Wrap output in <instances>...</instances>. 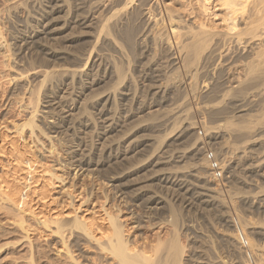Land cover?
<instances>
[{
	"label": "rangeland",
	"instance_id": "rangeland-1",
	"mask_svg": "<svg viewBox=\"0 0 264 264\" xmlns=\"http://www.w3.org/2000/svg\"><path fill=\"white\" fill-rule=\"evenodd\" d=\"M16 1H18V0H8V1L7 0H1V5L2 6L0 5V10H1L0 11V34L3 37V39H2V37L0 36V43L2 45H4V47H3L0 44V74H1L0 75V84H1L0 85V129H1L2 134H3L2 138L4 137L3 140H2L3 144L2 145L0 144V146H4L3 150L6 151V152L3 151L4 152L3 153L2 150L0 149V163H1L0 164V173L2 172V174H0V176L2 177L4 175V173H5V171H7L5 173V175H4L5 177L3 176V178L7 179L9 177V175H10V173L12 171L11 168H12V166H14L13 163H15L14 158H15V156L18 155L16 153L17 152L20 153V152L24 151L22 154H31L32 157H33L31 159V163H30L31 166H32V170L30 171L31 172L30 175H28L27 172H25L24 170L19 171V173L24 178H32L34 176L35 179H36V177H38L36 182H35V183L38 182L35 185L37 187L36 188L37 189L36 192L39 190L37 192L38 194L40 193V190L43 187L44 188L46 187V189H49L50 192L48 190H46V189H42V190H45V191L49 192V197H47V194H46L47 192H42V194L43 193L46 194V197H47V198L44 199V201H47L48 203L44 202L43 200L41 201V199L39 198L40 195L37 196L36 195L37 193L36 194L32 193L33 195L31 194V196L33 198V201L31 202V205H33V207L35 208V211L39 210L37 212H42V213H40V215H38V217H37L38 219L32 214L30 215V213H28V212H21L19 208H16L18 206H16L15 204L9 202L7 199H4V197L0 194V264H61V263L62 264H79V263L80 264H94V262H95V264H99L100 262L101 263L103 262L102 264H104V262L107 263V264H109V263L110 264H120V263H122V261L119 260V259L117 260V258H120V257L116 256L117 258H115L114 254L112 252H111L112 253V255H111V253L109 251H106V248H107L108 244L106 243V246H105V244H103V242L105 243L106 236L111 234V233L107 234V230H108V232H110V231L112 232L113 231L111 229L110 225H109L110 222H111V218L113 219L114 223H117L116 222V220H117V221H119L117 223L118 225H121V226L125 227L124 233L122 232V238H124V241H127L132 246L134 245L133 247H135L134 248L135 250H139L140 252H142L144 250V252L146 251L145 253L147 254V256L148 255L152 256V257L151 256L149 257V258H151L149 260H147L148 257H146L145 258L146 262H145L144 257H145L146 254L144 252H142L144 254H142V255L139 254V255H136V256H135V253L136 252L139 253V251H135V252L133 251L134 255L131 253L132 256L130 254V256L133 257V259H135V257L137 258V256L138 257L140 256V258L143 257L142 259H143V261L146 264L147 263L148 264H153V263L157 264L156 260H158V264H161L160 260H164V259H165L164 260L165 262L161 261L162 264H165V263L166 264H170V263L172 264V262H173V264H177V263L178 264H180V263L181 264H185V263L186 264H206L205 262H209L207 264H222V263L223 264H241V263L242 264H247V263L248 264H256L257 260L255 258H256L257 255L254 254V250L252 252V256L253 257H251V259L249 260V259H247V257L243 253V250L240 248V245L237 242V240H236L235 243H236L237 247L239 248V250H237V252L234 253V251H232L231 247L224 241V239H222L223 235H221V233L223 234L225 231L228 232V233L229 232L230 233H236V231H234L235 229H234L233 220H235L237 222L236 216L238 215L239 216V220H240V224L244 223V224H242L240 226L242 231L246 232L244 234L246 236H249L251 239H253V241H255V243L258 246L264 248V244H263L264 243V237L261 234V231H262L261 226L264 225V212L262 210L256 209L255 205L258 204V199L255 196L256 194H254V192L256 193L259 188H262V187H260V185L262 183H264V179H263L264 176L259 175L260 173H257V174L256 173H252V175H251L250 172H247L245 170V166L252 162L251 161L252 160V156H249L250 161H249V159H247V162H249V163L246 162V165H244L243 167H242V165H239V163H237V164L234 163V166H233V163L227 165V162H225L226 157L224 158V156H222L223 154H227V151H226V149H224V146H222V144H221V143H223V140H222L221 136H219V138L216 139V141H215V139H211L208 136L209 137L208 146L209 147L211 146L210 148L213 151L214 150L217 151V152L215 151V156H216L217 160L218 161L219 160L223 161L222 165L225 164L227 169H225L224 167L222 168V170L223 169L224 170H223V175H222V177L220 179H215L214 177H212L213 176L212 175L211 176L212 177L211 178L212 182L211 181L209 182L208 180H204L202 178L198 179L197 177H194L192 174H189L186 177L189 180V182L192 184L193 188H196L195 184H198V188H199V184L202 183V182H204V183L200 184V186L202 185V187H204L203 184H205V186H209L210 184H211L210 186H213V185H216V184L218 186H220L218 188L221 190L222 193L218 191L219 192L218 193V197L219 198H218V201L216 202L217 204H213V206L212 205L208 206L207 204H204L205 202H201L202 198L198 199L199 197L195 196L194 194H193L194 196L188 195V194H187L188 196H186V193H183L182 190H178L177 191L173 187H172L173 189L170 188V189H168L169 190L168 191L167 188H165V187H164L165 189L163 188V186H166L168 184H166L163 181L159 180V178H153V175H152L153 171L151 169L154 170V169H157V168H160V167L161 168L164 167L163 169L168 168V169H172V171L173 170L176 171V170H178L179 166H180V168H179V170L177 172H179V171L183 172V171L188 170L189 168L194 166L193 168H195V169L193 170V172L192 171L191 172L192 173L198 172L199 176H203L201 174L204 173V169L199 164H202L203 159H205V158H202V159L199 158V157H202V156L204 157V150H203L202 147L200 149L201 152L198 153L197 151L195 152V150L193 149L194 146L192 144L189 145V143H188L189 141L191 142L192 139L193 140L197 139V138H195V136H196L195 128H193V133H191V135H190L191 131H187L188 136H186V132H183L184 134L182 133L181 134L182 138H180L182 140L178 139L176 141H174V140L170 141V139L174 138V136H175L174 132L177 129V128H174L175 130H173V127H174L173 125L176 124V126H177L178 122H175V123L174 122H169L167 124L165 123V124L158 125V121L157 120H159L160 114L161 115L164 114L168 110L167 108L172 107V103L173 102H174L173 105H175L177 101L180 102L181 99L182 98L184 99L185 95H186V99L187 100L186 99H184V100L189 102L188 106L191 107L190 109H194V107L196 106V102H198V100H196V99L192 100L191 94H190L186 84L183 83L185 81V79L183 77V74H181L182 72H181L180 68H178L175 64H172V62L169 61L168 57H165L166 53L164 51L153 49V47L155 48V46H153L154 44H152V42H151V37H150L151 35H148V36L144 37V39H143L144 41L142 39H138L137 38V35H139V33H141L142 28L144 27L142 19H144L146 17V15L141 13L140 10H139V6H140V3H141V0H139V1L138 0H119V1L118 0H114V2H113V0H111V1L110 0H93L94 3H93L92 0H67L66 3H68L67 4L68 6L65 3V6L67 7V8L66 7L65 8L67 10L65 9L64 11H60L58 13L51 14L50 15L51 17L48 16V18L46 19V22H49V21H52V20H56L55 21L56 22L55 23L56 26H61V25L63 26L64 24H66V25H64V29L58 34L57 38L55 39L56 41L55 40H51L48 37H46V38L45 37H41V39L38 40L39 43L37 42V44L32 45L33 49H32V47L31 48L22 47V45H21V43H22L21 37H24L25 35L29 34L32 31V28L34 30L36 27H38V25H36L37 22H38L37 18H40V14H42V10L43 9H49V8L45 7L46 5H44L42 2H40L38 0H37L38 2L36 0L35 1L33 0V2L31 1V2H28L26 4L25 3L21 4V2H20L21 5H19V3L17 4ZM163 1L165 3L170 1L169 2V3H171L170 5H175V3L177 2V7H179V11H178L179 13L178 14H180L181 18L183 16L182 19H183L184 23H188V21H190L192 19V17H190V15H192V12L189 13V11H191V9H192L191 8L192 4H191L190 1H194V0H188V1L186 0L191 5L189 3H186L185 0H181V1L180 0H163ZM171 1H173V2H171ZM96 2H100L101 4H103L104 6L106 5V6L105 7L103 6L102 8H99V9L97 8L96 9ZM161 2H162V0H161ZM82 3H84V4H82ZM89 3H91L92 6L88 5ZM124 3H126V4L124 5ZM9 4H11V5H9ZM13 4H15V5H13ZM3 5H5V6H3ZM81 5H82V7H81ZM123 5L125 7H122ZM127 5H128V7H126ZM186 5H187V7H186ZM193 5H194V2H193ZM40 6L42 8L43 7L44 8L42 9ZM120 7L124 11L122 10V12H121V9L119 10ZM159 7L160 8L162 7L160 2H159ZM36 8H38V9H36ZM153 8L156 10L155 12L158 11L156 6H155V4H153ZM189 8H191V9H189ZM100 9H101V12H99ZM112 9H113V11H111ZM36 11H38L39 13L36 12ZM109 11L111 13H113V12L116 13L117 11H120L121 13L117 12V13H119L118 15L114 14V15L118 16L117 18H115V17H113L111 15L113 17V19H111V21H110L109 19L111 18V16L109 14H111V13H109ZM31 12H33V13H31ZM94 13H96V15ZM97 13L101 16V18L99 17V15L97 16ZM187 13H189V14H187ZM7 15H9V16H7ZM78 15L79 16L81 15V16L78 17ZM84 15H86V16L84 17ZM120 15L121 16L123 15V16L121 17ZM158 15L159 14L157 13V16ZM56 16H58V17H56ZM94 16H95V18H98V19H95ZM109 16H110V18H108ZM138 16H139V18H138ZM163 16H164V21L166 23L165 25L167 26V22H166L167 20L165 19V15H163ZM55 17L57 19H55ZM76 17L79 20L75 19ZM82 17H84L85 19H86V17H88L87 19L92 20L91 22H93V23H91V26H90L91 28L90 27L89 28H84V26L81 23H80L81 26H80V24H78L79 21L81 22L82 19H80V18H82ZM90 17H92L94 19H91ZM106 18H108V20H109L108 23H107ZM117 19H119V20H117ZM93 20H95V21H93ZM105 20H106L107 26L105 25L106 24ZM114 21H115V23H114ZM73 23L75 24V26H72V25H74ZM70 25L73 28H71ZM101 25H103V26H101ZM109 25L112 26V27H110ZM104 26H105V28L107 27V29H105ZM19 29H20V31H19ZM105 30H107V31H105ZM96 31H98V32H96ZM13 35H15V36H13ZM110 36H112V37H110ZM111 38L112 39L113 38L116 39L115 40L116 42L113 41V40L112 41L115 42V43L120 44L119 46H121L120 47V48H122L121 50L124 49V52L121 51L122 53H120V54L116 52L115 47H113V45H112V41H110ZM107 39H109V40H107ZM39 44H40V46H39ZM35 45H36V47H34ZM68 45H70V46H68ZM88 46H90V47H88ZM42 47H44V48L46 47V48L43 49ZM22 49H24V50H22ZM48 49L57 51L58 52V56L50 57L47 54L45 55V52L49 51ZM6 50H8V51H6ZM71 51H74L75 54H74V52H71ZM153 51H155V53ZM105 52H106V54L110 55V57L114 61V63L116 65H118V67H120L121 71H123V73L126 75L127 82H130L131 83V84L129 83L130 85L134 84L133 86H130V85L128 86L127 83L118 84L117 82H116V84L118 86L117 85H116L117 87L115 86L114 80L116 81V79L113 76V74H111L110 71H109V69H110L109 66L110 65L107 62H105V59H102L100 57V54H103ZM96 53H98V54H96ZM158 53H159V55H158ZM7 54H9V56ZM124 54H126L127 56L124 55ZM153 54L155 56H153ZM31 57H33V58H31ZM44 57L47 58V59H50V61L45 62V59H42ZM8 59H9V61H8ZM93 59H94V61H92ZM31 60L33 62H31ZM119 60H121V61H119ZM165 60H167V62ZM88 61H89V63H88ZM99 61H100V64H98ZM8 62H9V64H8ZM12 62H13L14 65L12 64ZM44 63H47V66ZM16 64H17V66H16ZM39 64H40V66H39ZM52 64L53 65L57 64V65H59V67L61 66V67H68V68L70 67V68H72V66H73L75 68H80V69H83V71L87 72L89 74V77L91 76L90 78L94 77L93 78L94 80L98 79L96 81V83L93 86H91L90 89H88L86 91L87 94H86V96L84 98V99H88L89 96L92 98V99L89 98L90 99L89 101L86 100V107H85L87 109V111H89L90 116L88 115L86 109H85V114L87 116L85 114L80 116V114H82V112L79 113V115H78V113H76L77 110H75L74 113H73V116H69V117H67L65 119H59L60 117L58 115H55L56 116L55 117L54 114L51 115V114H47V113H43V114L40 113L39 110H40V108H42V105H47V107L50 106V108L49 107L48 108L46 107V108L48 110H51L50 100L52 101V98L50 96L53 97V95H55L57 93L60 94V92H62V90H64V89L66 90L68 88L66 91L69 92V94L66 95L65 99L68 100V101H66V104L67 103L70 104V102L73 101L72 98H74V99L76 98L75 94L78 91L77 87L79 86V84H78L77 81H75V83L74 82L72 83L73 87H72L71 81H69V80L60 81L62 83L61 84L60 82H58L57 76L53 72H51L53 75L51 73H48L47 74L48 77L46 75L45 78H44V76H43L44 73L43 72L45 70L49 71L50 69L54 68V67H52ZM84 65H86V66H84ZM94 65H96L97 67L94 66ZM127 65H129V66H127ZM88 67H90V68H88ZM175 67L177 68L176 69L177 71L179 70L178 71L179 74L177 73V71H175ZM14 69H15V71H14ZM96 69H98V70L95 71ZM141 70H143V71H141ZM173 70L175 71V73L173 72ZM17 71H18V73H22L23 74L22 77H18V76L16 77L15 74H18ZM40 71H43V72H40ZM25 72H27L28 74L25 73ZM29 72H30V74H29ZM31 72H33V73H31ZM172 73L175 74V75L177 74L178 75L177 77H179V78L182 77L181 78V82H182L181 87L182 86L183 87L182 88L180 87L179 90L177 91V90H175L173 88L171 89V87L169 88V86H168L167 93L164 94V97L162 96L163 99H161L160 97H158L159 95H156V93H153L152 86L157 84V83H159V80H161V79L164 80L165 79L164 77L167 74H171L172 75ZM4 74H6V75H4ZM129 75H130L131 78L133 77L132 80L130 79ZM8 76H10V77H8ZM13 77H14V79H12ZM50 77H51V81L49 79ZM37 78H39V79H37ZM42 78H44V79L41 80ZM84 78L86 79V77H84ZM99 78H101V80ZM22 79H26V81L22 80ZM46 79H48V80H46ZM28 80H30V81H28ZM41 81H44V82H41ZM46 81H48L50 84H48V82H46ZM40 82H41V84H40ZM69 82H70V84H69ZM16 83L18 85H20L21 83L25 84L24 85L25 88L28 86L27 89H25L24 95L22 94L23 91L21 90L22 91L21 94L23 96L20 95V94L18 96H14V95L9 96L8 95L9 89L12 88ZM59 83L61 85H59ZM66 84L67 85L69 84V85L67 86ZM102 84H104V85H102ZM200 84H201V82H199V85ZM42 85H44L45 87L42 86ZM70 86H71V88H70ZM126 86H127V88H126ZM111 87L113 88V90L111 89ZM134 87H135V89H134ZM31 89L33 90V92H32ZM132 89H134L135 91L132 90ZM106 90H107V92H110V91H112V92L114 91L115 92V96L116 97H115L113 103L115 104V101L117 100L116 101V107L115 106L114 107L117 110V115L118 116L116 115V117H114V119L116 120L117 124H120L119 125L120 128H119V126H117L112 131H110L111 133L110 132L108 133L110 135L107 134L108 135L107 138H108L109 141L106 139V137H104V136H102L100 134L101 129H99V128H100V124H101L100 122L102 121V116L103 115H101L102 112H99V111H100V109L102 111L104 105L102 104V108H101V104L97 103V101L101 100L102 96L107 93ZM37 91H39V92H37ZM103 91L105 92V94L103 93L101 95V93ZM126 91L129 93L128 95H125V94L122 95L121 94L122 92H126ZM129 91H131V92H129ZM132 91H134L135 93L132 94L133 93ZM34 92H36V93H34ZM74 92H75V94H74ZM32 93L36 94V95H33ZM92 93H94V94H92ZM98 93H100V94H98ZM97 95H100V96H97ZM29 96H30V98H29ZM37 96L39 97V99H38ZM127 96L128 97L130 96L129 99L127 98ZM31 98L33 99V101H32ZM48 98H49V100H48ZM21 99L23 100V102H22ZM34 101L35 102L37 101L36 104L38 106L37 107L38 108V112H36L35 118L37 116L38 117H37V119L34 120V123H36V124H34L33 126L30 125L29 127L26 125L28 128L26 126H24L25 128L22 129L20 138L18 139V136H19L18 135V130H16L15 128H16L17 125H19V122H21L23 117H25V115L27 114V112L25 113V111H24V113L22 112L21 105L24 102L25 103L29 102V104L32 105V104H34ZM45 102L47 104H45ZM128 102L129 103L132 102V103L129 105ZM141 102H142V107L139 109L138 107L141 106L140 105ZM125 104L130 107L129 111H127L129 113L131 112L130 114L126 112L125 109L127 108V106ZM136 104L139 105V106L136 107L137 106ZM94 105H96V106H94ZM132 106H133L134 109L132 108ZM119 107H121V108H119ZM46 108H44L43 110H46ZM122 108H123V110H122ZM95 109H97V110H95ZM120 109L122 110V112H120L121 111ZM159 109H160V111H159ZM161 109H163V110L161 111ZM164 109H166V110H164ZM155 110H157L159 112H162V113H159V112L157 113L156 112V114H154L153 111H155ZM151 111H152V113H151L152 115L149 114ZM54 112L55 111L53 110V113ZM147 112L152 117L147 115ZM75 113H76V115H75ZM124 113L126 115L127 114L128 115L125 117ZM200 113H203V115L200 114ZM44 114H47V115L44 116ZM97 114H99V115H97ZM133 114H134V116H133ZM77 115H78V117H77ZM140 115H142V116L144 115V116L142 117ZM146 115L149 116V117H147ZM42 116H44V117H42ZM88 117H91V118H88ZM128 117H129L130 120L128 119ZM138 117H140V118L142 117L141 119H139V121L140 120H141V122L143 121L142 122L143 123L142 126L139 125V123H141V122L138 121ZM145 117H146V119H145ZM134 118H136V122H138V123L132 122V120L134 121ZM152 118H153V120L155 119L154 122H153ZM192 118L195 121H193ZM88 119L90 121H91V119H94V120H92L91 124H90V121ZM121 119H123L124 121L121 122ZM190 119L192 120V122H195V123H198L199 121H202V122L204 121V126H206V125L208 126V124L211 126V125H214L216 123L218 125V123L220 122L219 120L216 119V116H215L213 110H207V111H204V112H198L195 115H193V117H191ZM200 119H202V120H200ZM231 119L232 118H229V120H231ZM95 120L98 123L95 122ZM115 120H113V121H115ZM144 120H146L147 122L144 121ZM54 121L57 122L58 128H50L49 125H52V122H54ZM58 121H60V122H58ZM217 121H219V122H217ZM232 121L236 122V120L234 121V119H232ZM156 122H157V124H156ZM85 123L88 124V125H86ZM171 123L173 125H171ZM137 124H138V127L137 126L135 127L134 125H137ZM122 125L125 126L126 131H123V130H125V128ZM178 125L181 126L180 124H178ZM34 126H35V128H34ZM30 127L34 129L33 132L30 131ZM37 127H39V128H37ZM96 127H98V128H96ZM129 127H131V129H129L130 132H128V128ZM118 128H119L120 131L118 130ZM121 128H122V131H121ZM136 128H138L139 130L136 129ZM4 129H7V130H4ZM93 129H95L96 131L93 130ZM71 130H73V131H71ZM116 130H117V132H115ZM169 130L170 131L172 130L173 133L171 132V134H169L170 133ZM13 131H14V133H13ZM114 132H115V134H114ZM122 132L123 133L126 132L127 134L126 135L125 134L122 135ZM220 132L221 131L218 130V135L220 134ZM29 133H30L31 137H30ZM128 133H130V134H128ZM155 133H156L157 136L154 135ZM47 134H48V136H45ZM148 134H149V136H148ZM159 134H160V136H159ZM164 134L166 136H164ZM172 134H173V137L171 136ZM52 135H55V137L52 136ZM115 135L117 136V138H116ZM152 135H153V138L156 136L157 138L159 137V139L162 138L166 142H169L170 144L168 143V147L170 145V147H169L170 150H174V149L175 150H179V149L180 150H184L186 157L184 156L185 158L184 157L175 158L174 160L172 159L173 161H169V162H167L165 164L161 163L160 166L157 165V166H155L153 168L151 166L147 165L150 162L149 161L150 155L148 154V152H153L154 149L152 150V148L155 147V144H156L155 142L156 141H154V140L151 141L150 140L151 142L150 141H148V143L145 142L147 144L143 143L147 148L145 146H143V145H139V146L135 147L136 146L135 143L139 139L144 138L145 136L148 137V138H152ZM182 135H184V136H182ZM16 136H17V138H16ZM99 136H100V138H99ZM118 137H119V139H118ZM58 138H60V139H58ZM157 138H155V140ZM168 138H169V140H168ZM183 138H186V140H184ZM0 139H1V136H0ZM103 139H105L106 141L103 140ZM114 139H115V141H114ZM122 139H124V140L122 141ZM11 140H13L14 143H16L17 147H20L19 148L20 152L17 151L18 148H16L15 145H13V147H11V145H10L12 143ZM63 140H65V141H63ZM180 141H182L183 143H185L184 141H187V144L185 145V144H183ZM194 141H192V143ZM171 142L174 143L175 145H172ZM175 142H177V143H175ZM179 143H180V145H179ZM150 144H151V146H150ZM152 145H154V146L152 147ZM9 146L11 147L10 149L16 151V153L14 151L11 152V150L9 149ZM186 146H188V148ZM142 147H143V149L146 148L147 150L146 149L145 150L147 152L144 151L143 149H141ZM168 147H167V149H169ZM185 148H187L188 150H186ZM219 148H221V149H219ZM253 149L254 150L256 149L255 150V152H256L257 150L260 151L261 148H258V147L257 148H255V147L252 148L251 149V153H248L249 155H253L252 154V152H254ZM8 150H10L11 154L9 153ZM123 150L125 151V155H122V154H124ZM138 150H139V152H138ZM130 151H132V152H130ZM135 151H137V152H135ZM87 152H89V153H87ZM141 152H143V153H141ZM101 153H102V155H101ZM131 153H134L135 155H133ZM192 153H194V154H192ZM7 154L8 155L10 154L11 156L9 155L10 156L9 157ZM13 154H15V155H13ZM195 154H196L197 158H196ZM198 154L202 155V156H199ZM126 155H129L128 156L129 158H127L126 161H125L124 158L126 157ZM144 155H146V156L148 155L149 157L148 156L145 157ZM122 156H123V158H121ZM76 157H78V158L80 157L81 159L84 158V159H82V164L84 163V167H86L84 170H77V168H74L73 163H74V158H76ZM145 158L146 159L148 158V160H146ZM128 159H131V160H128ZM11 160H13V161H11ZM85 160H87V161H85ZM160 160H162V159H160ZM197 160H199V162ZM204 161H206V160H204ZM139 162H141V163H139ZM196 162L199 163V164H197ZM137 163H139V166H138ZM195 163L197 165H194ZM203 163L205 164V162H203ZM132 164H134V166ZM142 164H144V165H142ZM219 164L221 166V162ZM235 164L237 165V168L238 167H241V168H238L239 169L238 170L236 168ZM1 165L3 166V168L1 167ZM205 165H207V161H206ZM117 166H118V168H117ZM130 166L131 167L133 166V168H131ZM228 166L234 167V168H230V167L228 168ZM6 167H7V169H6ZM174 167H177V168L173 169ZM198 167H200V168L198 169ZM87 168L89 169V171L86 170ZM126 168H128V169L126 170ZM182 168H184V169H182ZM8 169H10V170H8ZM124 169H125V171H123ZM197 169L200 170V172L197 171ZM43 170L46 171L45 174H44ZM149 170H150V172H149ZM201 170H202L203 173L201 172ZM207 170H209V171H207L208 173L211 172V170L209 169V166L207 167ZM225 170H227L228 172L227 171L225 172ZM121 171H122V173H121ZM246 173H247V175H246ZM248 174H250L251 177H249ZM149 175H150V177H149ZM256 177H257L258 180L256 179ZM249 178H250V180H249ZM243 179L244 180H248V181H243ZM31 180L32 179H28L27 181L26 180L22 181V179H21L20 182L22 184H24V183L29 184L31 182ZM158 180H159V182H158ZM201 180H203V181H201ZM253 181H254V184H256V182H257L256 186H254ZM206 182H207V184H206ZM162 183H164L163 186H162ZM193 184H194V186H193ZM225 184L230 185V186H227ZM257 185L259 186V188H258ZM262 185L264 187V184H262ZM70 188H72V189H70ZM148 188H150V189H148ZM232 189H234V191ZM172 190L173 191L175 190L176 193H175V191L173 192ZM239 190L240 191L242 190V191L240 192ZM243 191L246 192V193L248 192V193L246 194ZM153 192H154L155 196H154ZM167 192H168V194H167ZM225 192L228 193V196H227V194ZM156 193H157V195H156ZM236 193H238V194H236ZM251 193L253 195H251ZM180 194L184 195V196H181ZM148 195L149 196L151 195L150 196L151 198ZM162 195L164 196L163 199H164L165 202L162 199ZM1 196H2L3 199H1ZM147 196H148V199L146 198ZM152 196H153V198H152ZM160 196H161V198H160ZM189 196L190 197L192 196L194 198H190ZM227 197H230V198H227ZM34 198H36V199H34ZM145 199H147V200H145ZM188 199H190V200H188ZM220 199H223V200L225 199V200L223 201V200H220ZM253 199L255 200L256 204L254 203ZM151 201H154V203H150ZM155 202H161V203L156 204ZM167 202H168L169 205L167 204ZM200 202H201V204H200ZM230 203L231 204L234 203L236 205H234V204L230 205ZM159 204H161V205H159ZM162 204H164L165 207H163ZM160 206H162V207H160ZM153 207L154 208L157 207V208L154 209ZM169 208H171V209H169ZM208 210H210V211H208ZM173 212H176V213H173ZM44 213H46L45 214L46 217H47V215H48V217H49V215H51L49 218L47 217L48 219H52L53 218L52 215L55 216L54 217L55 219L60 218V219H58L59 220L58 221L59 224H60V220L61 219H62L61 221L65 220L66 222L68 221V223L66 224V222H61V224L63 223V225H64V227H63V225L62 226L60 225L61 227H63V229L59 226L62 230L61 229L60 230L55 229L56 226H55L54 222L51 221V220H48V221H50V223L46 222V223L42 224L40 222L41 220H39V219L41 218L40 216L43 215ZM18 214H20V215H18ZM109 214H110V216L112 215L114 218L112 216L110 217ZM220 214H222V215H220ZM59 215H61V216H59ZM80 215L81 216L82 215H86V216L88 215L87 216L88 219L90 221H93V223L91 225L92 230H91V232L90 231L89 232L91 233V236L94 235L95 237L92 238L91 236H86L87 234H83L82 230L79 229L78 227L76 228V225L73 224V221H75V219H73L74 218L73 216H76L77 219L79 217V219H80L81 218ZM224 215H228L229 216L228 218L231 220L229 222V224L225 221V219L223 217ZM242 215H243V217H242ZM19 216H21L20 218L22 220L19 219ZM244 216H245V218H244ZM91 217H93V220H92ZM179 217H181V218H179ZM173 219H174V221H173ZM20 220L22 221V223H21ZM256 220H257V222H256ZM107 221H109V223ZM171 221H173V224H175V225H173ZM251 221H253L254 223L256 222V224H253V222H251ZM71 222H72L73 225H75L74 227H72ZM96 222H97V224H95ZM211 222H212V224H211ZM245 222L246 223L248 222V223L246 224ZM46 224H47V226H46ZM111 225H112V222H111ZM65 226H67V227L65 228ZM97 226H99V229H98ZM176 226H177V228H176ZM213 226H215V227L213 228ZM100 229H103V230H100ZM121 229H122V227H121ZM174 229L176 231H174ZM224 229H225V231H224ZM55 230H57V234H55ZM258 230L259 231L261 230V231L259 232ZM100 231L103 233L102 235H100L101 234ZM254 231H256V232H254ZM173 232H175V233H173ZM88 235H89V233H88ZM103 235H104V237H102ZM97 236H98V238H96ZM173 236L175 237V240H174ZM170 237L172 239H169ZM94 238L98 239V241L95 242L96 239H94ZM61 239H62L63 242L61 241ZM247 239H248V237H247ZM170 241H172V242H170ZM99 242H101L103 244V248L105 246V250H102L103 249L102 245L100 246L98 244ZM106 242H108V241H106ZM169 242H170V244H168ZM179 242H180V245H179ZM63 243H65V244H63ZM176 243H178V245ZM135 244H136V246H135ZM159 244H161V245L159 246ZM163 245H165L164 246L165 248L163 247ZM175 245H177V246H175ZM142 246H143V248H142ZM157 246L161 247V248L163 247L162 248L163 250L161 248L158 249ZM166 246H168V247H166ZM178 246L180 248H177ZM63 247L64 248L66 247L67 250H70V252H73V254L70 253V252L69 253L72 255L71 256L72 258L74 257V259L69 257L70 254L68 252H67L68 253V257H66L67 256L66 255L67 254L66 253L67 250L65 249L66 250L65 251ZM169 247H170V250H172V251H169ZM173 247L175 248V251H173L174 250ZM140 248H142V250ZM148 248H149V250H148ZM176 248H177V250H176ZM178 249L182 250V253ZM155 250H158V251H155ZM151 251L152 252L154 251V253L157 252L156 254H158V256L156 254L152 253ZM166 251L168 252L169 255L166 254L167 253ZM185 251H187V252H185ZM169 252H171V253H169ZM164 253L166 255H164ZM178 253L181 254V256ZM207 254H208V256H207ZM239 254H240V256H239ZM165 256H166V258H165ZM168 256H170V257L173 256L174 258L173 257L172 258H170V257L168 258ZM177 256H178V258H176ZM212 256H213V258H212ZM262 256H264V255H262ZM180 257H181V259H180ZM64 258H66V259L64 260ZM153 258H154L155 262H153L154 261ZM76 259H78L77 260L78 263L74 262V261H76ZM92 259H94V260H92ZM133 259H129V260L130 261L132 260L133 262H137V260L139 258H137L136 261H134ZM177 259H179V261ZM195 259H196L197 262L195 261ZM229 259H231L232 261H230ZM150 260H152V261H150ZM169 260H171V261L169 262ZM212 260H214V261H212ZM92 261H94V262H92ZM141 261L142 260H140V259L138 260V262L140 264H144L143 261L142 262ZM65 262H67V263H65ZM127 262H129V261H127ZM133 262H132V264H134ZM125 263L126 262H124L123 264H125ZM129 264H131V262H129Z\"/></svg>",
	"mask_w": 264,
	"mask_h": 264
},
{
	"label": "bare ground",
	"instance_id": "bare-ground-1",
	"mask_svg": "<svg viewBox=\"0 0 264 264\" xmlns=\"http://www.w3.org/2000/svg\"><path fill=\"white\" fill-rule=\"evenodd\" d=\"M8 1V0H7ZM33 2V0H18V1H16L17 2V4L19 3V5H21L22 3H28V2ZM35 1V0H34ZM37 1V0H36ZM38 1H40V2H42L44 5H46L45 7H47V8H49V9H43L41 6V8L43 9L42 10V14H40V18H37L38 19V22H37V24L36 25H38V27H36L34 30H33V28H32V31L29 33V34H27V35H25L24 37H21V41H22V43H21V45H22V47H26V48H31L32 47V45H34V44H37V42L39 43V41L38 40H40L41 39V37H48V38H50L51 40H55L56 38H57V36H58V34L64 29V25H66V24H64L63 26L61 25V26H56L55 25V21L56 20H52V21H49V22H46V19L48 18V16L49 17H51L50 15L51 14H54V13H58V12H60V11H64L67 7L65 6V3L67 2V0L65 1V0H38ZM37 1V2H38ZM93 1V0H92ZM111 1V0H110ZM119 1V0H118ZM139 1V0H138ZM181 1V0H180ZM186 1V0H185ZM188 1V0H187ZM186 1V3H189V2H187ZM20 2H21V4H20ZM74 2V1H73ZM113 2H114V0H113ZM125 2V1H124ZM129 2V1H128ZM159 2L161 3V8L159 7ZM170 2V1H169ZM169 2H164L163 0H162V2H161V0H141V3H140V6H139V10H140V12L141 13H143L144 15H146V17L144 18V19H142V22H143V28H142V31H141V33H139V35H137V38L138 39H144V37H146V36H148V35H151L150 37H151V42H152V44H154L153 46H155V48L153 47V49H157V50H161V51H164L165 53H166V55H165V57H168L169 58V61L170 62H172V64H175L178 68H180V70H181V74H183V77H184V79H185V81L183 82V83H185L186 84V86H187V88H188V90H189V92H190V94H191V97H192V100L193 99H196V100H198V102H196V106L194 107V109H190L191 107H189L188 105V103L189 102H187L186 100V95H185V98L184 99H186V100H184L183 98L181 99V101L180 102H176V104L175 105H173V103H172V107H169V108H167L168 110L164 113V114H160V117H159V120H157L158 121V125H161V124H167V123H169V122H178V124H180L181 126H179L178 124H177V126H176V124L175 125H173L172 123H171V125H173L174 127H173V130H175L174 128H177L176 129V131L174 132V138L173 139H170V141L171 140H174V141H176V140H178V139H180V138H182L181 137V134L183 133V132H186V136H188V134H187V131H191L190 132V135H191V133H193V128H195V125H196V123L195 122H192V120H193V118H192V120L190 119L191 117H193V115H195L196 113H198V112H204V111H207V110H213L214 111V114H215V116H216V119L217 120H219V121H217V122H219L218 123V125H217V123L216 124H214V125H209L208 124V126L206 125L205 126V130H206V136H207V138L209 139V137L211 138V139H215V141H216V139H218L219 138V136H221V138H222V140H223V143H221L222 144V146H224V149H226V151H227V154H223L222 156H224V158L226 157V159H225V162H227V165L228 164H232L233 163V166H234V163H239V165H242V167L244 166V165H246V162H247V159H249V156H252V162L250 163V164H248V165H246L245 166V170L247 171V172H250L251 173V175H252V173H260L259 175H262V176H264L263 174H264V0H194V1H190L191 2V4H192V9L191 8H189V9H191V11H189V13L190 12H192V15H190V17H192V19L190 20V21H188V23H184L183 22V16H182V18L180 17V14H178L179 12V7H177V2L175 3V5H170L171 3H169ZM171 2H173V1H171ZM193 2H194V5H193ZM92 3V2H91ZM91 3H89L88 5H91L92 6V4ZM93 3H94V1H93ZM107 3V2H106ZM111 3V2H110ZM116 3V2H115ZM134 3V2H133ZM185 3V2H184ZM5 4V3H4ZM7 4V3H6ZM68 3H66V5H67ZM82 4H84V3H82ZM123 4V3H122ZM126 3H124V5H125ZM128 4V3H127ZM153 4H155V6H156V8H157V12H155L156 10L153 8ZM190 4V3H189ZM190 4V5H191ZM0 5H1V0H0ZM9 5H11V4H9ZM13 5H15V4H13ZM24 5V4H23ZM41 5V4H40ZM72 5V4H71ZM115 5V4H114ZM122 6V7H125V6ZM138 5V4H137ZM180 5V4H179ZM2 6V5H1ZM3 6H5V5H3ZM18 6V5H17ZM68 6V5H67ZM94 6V5H93ZM104 5L103 4H101L100 2H96V9L98 8H102ZM106 6V5H105ZM104 6V7H105ZM183 6V5H182ZM16 7V6H15ZM14 7V8H15ZM39 7V6H38ZM66 7V8H65ZM78 7V6H77ZM81 7H82V5H81ZM112 7V6H111ZM126 7H128V5L126 6ZM137 7V6H136ZM184 7V6H183ZM186 7H187V5H186ZM185 7V8H186ZM34 8V7H33ZM131 8V7H130ZM129 8V9H130ZM184 8V9H185ZM36 9H38V8H36ZM121 9V7L119 8V10ZM5 10V9H4ZM24 10V9H23ZM28 10V9H27ZM41 10V9H40ZM67 10V9H66ZM72 10V9H71ZM77 10V9H76ZM86 10V9H85ZM116 10V9H115ZM114 10V11H115ZM118 10V9H117ZM122 10L123 9H121V12H122ZM131 10V9H130ZM1 11V10H0ZM12 11V10H11ZM98 11V10H97ZM111 11H113V9L111 10ZM124 11V10H123ZM126 11V10H125ZM181 11V10H180ZM184 11V10H183ZM36 12H38V11H36ZM92 12V11H91ZM99 12H101V9H100V11ZM103 12V11H102ZM117 12H120V11H117ZM115 13V12H113V13H111L110 11H109V13H111V14H109L110 16L112 15L113 17H115V18H117L118 16H116V15H114V14H119V13ZM120 12V13H121ZM139 12V11H138ZM19 13V12H18ZM31 13H33V12H31ZM39 13V12H38ZM82 13V12H81ZM126 13V12H125ZM124 13V14H125ZM157 13L159 14L158 16H157ZM189 13H187V14H189ZM194 13V14H193ZM89 14V13H88ZM87 14V15H88ZM95 15H96V13H94ZM123 14V15H124ZM142 14V15H143ZM186 14V15H187ZM29 15V14H28ZM99 14L97 13V16H98ZM122 15V16H123ZM138 15V14H137ZM141 15V16H142ZM163 15H165V19L167 20L166 22H167V26L165 25L166 23H165V21H164V16ZM184 15V14H183ZM185 15V16H186ZM7 16H9V15H7ZM11 16V15H10ZM20 16V15H19ZM81 16V15H80ZM79 15H78V17H80ZM86 15H84V17H85ZM92 16V15H91ZM96 16V17H97ZM103 16V15H102ZM107 16V15H106ZM110 16L108 17V18H110ZM111 16V18L109 19L110 21H111V19H113V17ZM121 16V15H120ZM121 16V17H122ZM126 16V15H125ZM140 16V17H141ZM37 17V16H36ZM35 17V18H36ZM56 17H58V16H56ZM55 17V19H57ZM84 17H82V18H80V19H82L81 20V22L79 21V23L78 24H82L83 26H84V28H89L90 26H91V23H93V22H91L92 20H90V19H87L88 17H86V19L84 18ZM99 17L101 18V16L99 15ZM137 17V16H136ZM54 18V17H53ZM60 18V17H59ZM69 18V17H68ZM91 19H94L95 18V16H94V18H92V17H90ZM108 18H106V20H107V23H108ZM114 18V19H115ZM126 18V17H125ZM138 18H139V16H138ZM26 19V18H25ZM36 19V20H37ZM67 19V18H66ZM75 19H78L77 17L75 18ZM95 19H98V18H95ZM186 19V18H185ZM184 19V20H185ZM63 20V19H62ZM79 20V19H78ZM106 20H105V23H106ZM117 20H119V19H117ZM139 20V19H138ZM4 21V20H3ZM60 21V20H59ZM93 21H95V20H93ZM99 21V20H98ZM113 21V20H112ZM186 21V20H185ZM26 22V21H25ZM70 22V21H69ZM76 22V21H75ZM97 22V21H96ZM95 22V23H96ZM22 23V22H21ZM68 23V22H67ZM101 23V22H100ZM99 23V24H100ZM103 23V22H102ZM107 23L105 24L106 26H107ZM110 23V22H109ZM114 23H115V21H114ZM119 23V22H118ZM59 24V23H58ZM74 24V23H73ZM81 24H80V26H81ZM112 24V23H111ZM133 24V23H132ZM114 25V24H113ZM30 26V25H29ZM35 26V25H34ZM71 26V25H70ZM72 26H75V24L74 25H72ZM71 26V28H73ZM82 26V27H83ZM101 26H103V25H101ZM110 26V25H109ZM108 26V27H109ZM2 27V26H1ZM78 27V26H77ZM76 27V28H77ZM110 27H112V26H110ZM91 28V27H90ZM97 28V27H96ZM104 28H105V26H104ZM70 29V28H69ZM105 29H107V27L105 28ZM17 31V30H16ZM19 31H20V29H19ZM79 31V30H78ZM105 31H107V30H105ZM22 32V31H21ZM73 32V31H72ZM95 32V31H94ZM96 32H98V31H96ZM127 32V31H126ZM132 32V31H131ZM140 32V31H139ZM19 33V32H18ZM71 33V32H70ZM103 33V32H102ZM105 33V32H104ZM68 34V33H67ZM92 34V33H91ZM108 34V33H107ZM130 34V33H129ZM90 35V34H89ZM109 35V34H108ZM114 35V34H113ZM125 35V34H124ZM0 36H1V34H0ZM13 36H15V35H13ZM130 36V35H129ZM2 37V36H1ZM102 37V36H101ZM110 37H112V36H110ZM109 37V38H110ZM120 37V36H119ZM149 37V38H150ZM148 38V37H147ZM2 39H3V37H2ZM105 39V38H104ZM126 39V38H125ZM107 40H109V39H107ZM115 41L116 39H112L111 38V40L110 41ZM128 40V39H127ZM56 41V40H55ZM67 41V40H66ZM92 41V40H91ZM112 41V45H113V47H115V50H116V52L117 53H122L121 51H123L124 52V49L123 50H121L122 48H120L121 46H119L120 44H118V43H115V42H113ZM138 41V40H137ZM144 41V40H143ZM64 42V41H63ZM62 42V43H63ZM96 42V41H95ZM10 43V42H9ZM128 43V42H127ZM1 44V43H0ZM4 44V43H3ZM15 44V43H14ZM51 44V43H50ZM2 45V44H1ZM3 47H4V45H2ZM8 46V45H7ZM39 46H40V44H39ZM53 46V45H52ZM68 46H70V45H68ZM92 46V45H91ZM96 46V45H95ZM102 46V45H101ZM10 47V46H9ZM20 47V46H19ZM21 47V48H22ZM34 47H36V45L34 46ZM56 47V46H55ZM58 47V46H57ZM60 47V46H59ZM66 47V46H65ZM76 47V46H75ZM88 47H90V46H88ZM99 47V46H98ZM43 49H45L44 47H42ZM48 48V47H47ZM73 48V47H72ZM133 48V47H132ZM8 49V48H7ZM20 49V48H19ZM32 49H33V47H32ZM22 50H24V49H22ZM47 50V49H46ZM49 50V49H48ZM75 50V49H74ZM88 50V49H87ZM92 50V49H91ZM131 50V49H130ZM6 51H8V50H6ZM29 51V50H28ZM66 51V50H65ZM69 51V50H68ZM100 51V50H99ZM10 52V51H9ZM20 52V51H19ZM41 52V51H40ZM64 52V51H63ZM71 52H74V51H71ZM108 52V51H107ZM154 53H155V51H153ZM159 52V51H158ZM21 53V52H20ZM33 53V52H32ZM161 53V52H160ZM3 54V53H2ZM28 54V53H27ZM49 55L50 57H56V56H58V52L57 51H55V50H49V51H46L45 52V55ZM74 54H75V52H74ZM96 54H98V53H96ZM8 56H9V54H7ZM65 55V54H64ZM124 55H126V54H124ZM158 55H159V53H158ZM14 56V55H13ZM127 56V55H126ZM153 56H155L154 54H153ZM161 56V55H160ZM12 57V56H11ZM89 57V56H88ZM91 57V56H90ZM95 57V56H94ZM100 57L102 58V59H105V62H107L110 66H109V71H110V73L111 74H113V76L115 77V79H116V81L114 80V84H115V86L117 85L116 84V82L118 83V84H124V83H127L128 84V86L131 84L130 82H127V78H126V75L123 73V71H121V69H120V67H118V65H116L115 63H114V61L111 59V57H110V55L109 54H106V52L105 53H103V54H100ZM142 57V56H141ZM150 57V56H149ZM21 58V57H20ZM31 58H33V57H31ZM96 58V57H95ZM122 58V57H121ZM155 58V57H154ZM157 58V57H156ZM11 59V58H10ZM42 59H45V62H47V61H50V59H47V58H42ZM80 59V58H79ZM91 59V58H90ZM97 59V58H96ZM149 59V58H148ZM17 60V59H16ZM34 60V59H33ZM56 60V59H55ZM82 60V59H81ZM101 60V59H100ZM118 60V59H117ZM146 60V59H145ZM150 60V59H149ZM152 60V59H151ZM8 61H9V59H8ZM11 61V60H10ZM65 61V60H64ZM83 61V60H82ZM92 61H94V59L92 60ZM119 61H121V60H119ZM166 62H167V60H165ZM31 62H33L32 60H31ZM68 62V61H67ZM87 62V61H86ZM104 62V63H105ZM130 62V61H129ZM128 62V63H129ZM160 62V61H159ZM17 63V62H16ZM30 63V62H29ZM39 63V62H38ZM43 63V62H42ZM85 63V62H84ZM88 63H89V61H88ZM96 63V62H95ZM148 63V62H147ZM8 64H9V62H8ZM7 64V65H8ZM12 64H13V62H12ZM31 64V63H30ZM46 66H47V63H44ZM58 64V63H57ZM53 65L52 64V67H54V68H52V69H50L49 71H47V70H45L44 72L43 71H40V72H43L44 73V78H45V76L48 74V73H51V72H53L56 76H57V79H58V82H60V81H63V80H69V81H71V84L74 82L75 83V81H77L78 82V84H79V86L77 87V89H78V91H77V93L75 94V92H74V94L76 95V98L74 99V98H72V102H70V104L69 103H67L66 104V101H68V100H66L65 98H66V95H68L69 94V92H67L66 90L68 89L67 87V89L64 91V90H62V92H60V94L59 93H57V94H55V95H53V97L52 96H50L51 98H52V101L50 100V105H51V110H48L47 108L49 107L50 108V106H48L47 107V105H42V108H40V113L41 114H43V113H47V114H51V115H53L54 114V116L55 115H58L59 117V119H65V118H67V117H69V116H73V113H74V111L75 110H77V112L76 113H78V115H79V113H81L82 112V114H80V116L81 115H83V114H85V107H86V100H90L89 98H91L90 96H89V98L88 99H84L85 98V96H86V91L88 90V89H90L91 88V86H93L95 83H96V81L98 80H94L93 78L94 77H92V78H90L89 77V74L87 73V72H85V71H83V69H80V68H75V67H73L72 66V68H68V67H59V65ZM77 64V63H76ZM92 64V63H91ZM98 64H100V61H99V63ZM97 64V65H98ZM149 64V63H148ZM159 64V63H158ZM171 64V63H170ZM14 65V64H13ZM32 65V64H31ZM62 65V64H61ZM70 65V64H69ZM82 65V64H81ZM122 65V64H121ZM3 66V65H2ZM11 66V65H10ZM16 66H17V64H16ZM38 66V65H37ZM36 66V67H37ZM39 66H40V64H39ZM45 66V67H46ZM67 66V65H66ZM84 66H86V65H84ZM91 66V65H90ZM94 66H96V65H94ZM127 66H129V65H127ZM146 66V65H145ZM165 66V65H164ZM6 67V66H5ZM42 67V66H41ZM92 67V66H91ZM97 67V66H96ZM142 67V66H141ZM9 68V67H8ZM11 68V67H10ZM88 68H90V67H88ZM93 68V67H92ZM99 68V67H98ZM128 68V67H127ZM126 68V69H127ZM4 69V68H3ZM33 69V68H32ZM36 69V68H35ZM34 69V70H35ZM41 69V68H40ZM139 69V68H138ZM177 68L175 67V71H177L176 70ZM7 70V69H6ZM10 70V69H9ZM33 70V71H34ZM91 70V69H90ZM98 69H96L95 71H97ZM108 70V69H107ZM152 70V69H151ZM8 71V70H7ZM13 71V70H12ZM14 71H15V69H14ZM20 71V70H19ZM30 71V70H29ZM36 71V70H35ZM89 71V70H88ZM108 71V72H109ZM141 71H143V70H141ZM175 71L173 70V72L175 73ZM179 71V70H178ZM177 71V73L179 74V72ZM92 72V71H91ZM17 73H18V71H17ZM25 73H27V72H25ZM31 73H33V72H31ZM143 73V72H142ZM3 74V73H2ZM8 74V73H7ZM13 74V73H12ZM28 74V73H27ZM29 74H30V72H29ZM52 74V73H51ZM102 74V73H101ZM129 74V73H128ZM145 74V73H144ZM1 75V74H0ZM4 75H6V74H4ZM14 75V74H13ZM16 75V77L18 76V77H22V73H18V74H15ZM35 75V74H34ZM53 75V74H52ZM96 75V74H95ZM94 75V76H95ZM110 75V74H109ZM42 76V75H41ZM42 76V77H43ZM103 76V75H102ZM140 76V75H139ZM178 75L176 74H173L172 73V75L171 74H167L164 78V80L163 79H161V80H159V83H157V84H155V85H153L152 86V88H153V93H156V95H159L158 97H160L161 99H163V97H164V94H166L167 93V89H168V86H169V88L171 87V89L173 88V89H175V90H179V88L181 87V85H182V82H181V78H179V77H177ZM2 77V76H1ZM7 77V76H6ZM8 77H10V76H8ZM47 77H48V75H47ZM84 77H86V79L84 78ZM88 77V78H87ZM129 77H130V75H129ZM3 78V77H2ZM1 78V79H2ZM44 78H42L41 80H43ZM96 78V77H95ZM103 78V77H102ZM138 78V77H137ZM10 79V78H9ZM12 79H14V77L12 78ZM20 79V78H19ZM18 79V80H19ZM27 79V78H26ZM26 79H22V80H25L26 81ZM34 79V78H33ZM37 79H39V78H37ZM50 79V81H51V77L49 78ZM56 79V78H55ZM85 79V80H84ZM100 80H101V78H99ZM130 79L132 80L133 79V77L131 78L130 77ZM5 80V79H4ZM46 80H48V79H46ZM157 80V79H156ZM9 81V80H8ZM28 81H30V80H28ZM39 81V80H38ZM108 81V80H107ZM4 82V81H3ZM15 82V81H14ZM13 82V83H14ZM20 82V81H19ZM41 82H44V81H41ZM41 82H40V84H41ZM46 82H48V81H46ZM76 82V83H77ZM135 82V81H134ZM140 82V81H139ZM199 82H201V84L199 85ZM27 83V82H26ZM33 83V82H32ZM39 83V82H38ZM61 83V82H60ZM59 83V85H61ZM64 83V82H63ZM130 83V84H129ZM29 84V83H28ZM27 84V85H28ZM37 84V83H36ZM43 84V83H42ZM48 84H50L49 82H48ZM69 84H70V82H69ZM68 84V85H69ZM138 84V83H137ZM1 85V84H0ZM25 84H23V83H21L20 85H18L17 83L12 87V88H10L9 89V92H8V95L9 96H12V95H14V96H18L19 94L20 95H24V93H25V89H27V87L25 88V86H24ZM31 85V84H30ZM47 85V84H46ZM57 85V84H56ZM58 85V86H59ZM67 85V84H66ZM67 85V86H68ZM102 85H104V84H102ZM134 85V84H133ZM133 85H130V86H133ZM143 85V84H142ZM36 86V85H35ZM38 86V85H37ZM42 86H44V85H42ZM65 86V85H64ZM118 86V85H117ZM116 86V87H117ZM120 86V85H119ZM41 87V86H40ZM39 87V88H40ZM45 87V86H44ZM52 87V86H51ZM62 87V86H61ZM72 87H73V84H72ZM114 87V86H113ZM136 87V86H135ZM135 87H134V89H135ZM149 87V86H148ZM147 87V88H148ZM183 87V86H182ZM181 87V88H182ZM38 88V87H37ZM55 88V87H54ZM70 88H71V86H70ZM98 88V87H97ZM108 88V87H107ZM119 88V87H118ZM126 88H127V86H126ZM129 88V87H128ZM143 88V87H142ZM35 89V88H34ZM41 89V88H40ZM39 89V90H40ZM52 89V88H51ZM111 89L113 90V88L111 87ZM134 89H132V90H134ZM151 89V88H150ZM170 89V90H171ZM23 91V93H22V91ZM32 90V89H31ZM30 90V91H31ZM36 90V89H35ZM38 90V89H37ZM44 90V89H43ZM53 90V89H52ZM61 90V89H60ZM76 90V89H75ZM100 90V89H99ZM109 90V89H108ZM117 90V89H116ZM137 90V89H136ZM46 91V90H45ZM57 91V90H56ZM72 91V90H71ZM74 91V90H73ZM128 91V90H127ZM126 91V92H127ZM135 91V90H134ZM134 91H132L133 93L132 94H134L135 92ZM150 91V90H149ZM148 91V92H149ZM32 92H33V90H32ZM37 92H39V91H37ZM44 92V91H43ZM55 92V91H54ZM106 92H107V90H106ZM122 92L121 94L122 95H128L129 93L127 92ZM129 92H131V91H129ZM143 92V91H142ZM145 92V91H144ZM147 92V91H146ZM22 93V94H21ZM31 93V92H30ZM34 93H36V92H34ZM105 94V92L103 91L102 93H101V95L102 94ZM33 94V93H32ZM92 94H94V93H92ZM98 94H100V93H98ZM152 94V93H151ZM22 95V96H23ZM33 95H36V94H33ZM39 95V94H38ZM72 95V94H71ZM96 95V94H95ZM146 95V94H145ZM153 95V94H152ZM155 95V96H156ZM28 96V95H27ZM43 96V95H42ZM41 96V97H42ZM70 96V95H69ZM92 96V95H91ZM97 96H100V95H97ZM131 96V95H130ZM129 96V97H130ZM154 96V95H153ZM163 96V97H162ZM38 97V96H37ZM94 97V96H93ZM115 92L113 91H110V92H107L105 95H103L102 96V98H101V100H98L97 101V103L98 104H101V108H102V104L104 105V107H103V109H102V111H101V109H100V111L99 112H102V114L101 115H103L102 116V121L100 122L101 124H100V128L99 129H101V131H100V134L102 135V136H104V137H106V139L108 140V138H107V136L108 135H110V134H108L110 131H112L115 127H117V126H119L120 124H117L116 123V120L114 119V117H116V115H117V110H116V101H115V104L113 103L114 102V99H115ZM129 97L127 96V98L129 99ZM157 97V96H156ZM20 98V97H19ZM29 98H30V96H29ZM68 98V97H67ZM97 98V97H96ZM133 98V97H132ZM131 98V99H132ZM32 99V98H31ZM35 99V98H34ZM38 99H39V97H38ZM92 99V98H91ZM95 99V98H94ZM93 99V100H94ZM142 99V98H141ZM165 99V98H164ZM22 100V99H21ZM48 100H49V98H48ZM136 100V99H135ZM143 100V99H142ZM173 100V99H172ZM171 100V101H172ZM30 101V100H29ZM32 101H33V99H32ZM31 101V102H32ZM47 101V100H46ZM96 101V100H95ZM22 102H23V100H22ZM37 102V101H36ZM36 102L34 101V104H29V102L27 103H22V105H21V108H22V112L24 113V111H25V113L27 112V114L25 115V117H23L22 115V117H23V119L21 120V122H19V125H15L16 126V130H18V139L20 138V135H21V132H22V129L23 128H25L24 126H33L34 124H36V123H34V120L35 119H37V117L35 118V116H36V112H38V106H37V104H36ZM44 102V101H43ZM49 102V101H48ZM103 102V103H102ZM21 103V102H20ZM40 103V102H39ZM129 103V102H128ZM132 103V102H131ZM131 103H129V105L131 104ZM135 103V102H134ZM148 103V102H147ZM45 104H47L46 102H45ZM123 104V103H122ZM19 105V106H20ZM31 105V106H30ZM39 105V104H38ZM97 105V104H96ZM96 105H94V106H96ZM126 105V104H125ZM137 105V104H136ZM141 106L140 107H138L139 105H137L136 107H138L139 109L142 107V102H141V104H140ZM115 106V107H114ZM127 106V108L125 109L126 110V112L127 111H129V106L128 105H126ZM154 106V105H153ZM47 107V108H46ZM99 107V106H98ZM168 107V106H167ZM44 108H46V110H43ZM88 108V107H87ZM94 108V107H93ZM119 108H121V107H119ZM124 108V107H123ZM123 108H122V110H123ZM132 108H133V106H132ZM148 108V107H147ZM92 109V108H91ZM90 109V110H91ZM118 109V108H117ZM134 109V108H133ZM144 109V108H143ZM154 109V108H153ZM152 109V110H153ZM156 109V108H155ZM20 110V109H19ZM53 110L55 111L54 113H53ZM95 110H97V109H95ZM119 110V109H118ZM121 110V109H120ZM122 110L120 111V112H122ZM132 110V109H131ZM137 110V109H136ZM163 109H161V111H162ZM164 110H166V109H164ZM86 111H87V109H86ZM135 111V110H134ZM159 111H160V109H159ZM159 111H157V110H155V111H153V113L154 114H156V112L158 113ZM14 112V111H13ZM18 112V111H17ZM84 112V113H83ZM133 112V111H132ZM141 112V111H140ZM149 112V111H148ZM148 112H147V115H149V114H151L152 113V111L148 114ZM164 112V111H163ZM22 113V114H23ZM76 113H75V115H76ZM87 113H88V115L90 116V113H89V111H87ZM111 113V114H110ZM127 113H129V112H127ZM131 113V112H130ZM129 113V114H130ZM159 113H162V112H159ZM206 113V112H205ZM211 113V112H210ZM39 114V113H38ZM40 114V115H41ZM47 114H44V116L45 115H47ZM96 114V113H95ZM100 114V113H99ZM99 114H97V115H99ZM120 114V113H119ZM125 114V113H124ZM145 114V113H144ZM200 114H202L203 115V113H200ZM24 115V114H23ZM78 115H77V117H78ZM86 115V114H85ZM84 115V116H85ZM96 115V116H97ZM128 115V114H127ZM126 114H125V117L127 116ZM146 115V116H147ZM152 115V114H151ZM151 115H149V116H151ZM44 116H42V117H44ZM87 116V115H86ZM118 116V115H117ZM120 116V115H119ZM133 116H134V114H133ZM140 116H142V115H140ZM144 116V115H143ZM142 116V117H143ZM149 116H147V117H149ZM154 116V115H153ZM49 117V116H48ZM47 117V118H48ZM56 117V116H55ZM124 117V116H123ZM141 117V118H142ZM152 117V116H151ZM155 117V116H154ZM202 117V116H201ZM214 117V116H213ZM41 118V117H40ZM52 118V117H51ZM54 118V117H53ZM88 118H91V117H88ZM93 118V117H92ZM118 118V117H117ZM121 118V117H120ZM140 117H138V121H139V119H141ZM229 118H232V119H234V121L236 120V122H233L232 121V119L231 120H229ZM75 119V118H74ZM128 119H129V117H128ZM145 119H146V117H145ZM204 119V118H203ZM215 119V120H216ZM55 120V119H54ZM89 120V119H88ZM92 120H94V119H91V121ZM113 120H115V121H113ZM130 120V119H129ZM143 120V119H142ZM152 120H153V118H152ZM200 120H202V119H200ZM90 121V120H89ZM91 121H90V124H91ZM99 121V120H98ZM124 120L123 119H121V122H123ZM144 121H146V120H144ZM149 121V120H148ZM155 121V119L153 120V122ZM193 121H195V120H193ZM38 122V121H37ZM58 122H60V121H58ZM95 122H97L96 120H95ZM94 122V123H95ZM129 122V121H128ZM132 122H134V123H138V122H136V118H134V121L132 120ZM139 122H141V120L139 121ZM143 122V121H142ZM139 123V125H141L142 126V124L143 123ZM147 122V121H146ZM145 122V123H146ZM76 123V122H75ZM87 123V122H86ZM85 123V124H86ZM98 123V122H97ZM120 123V122H119ZM127 123V122H126ZM125 123V124H126ZM144 123V124H145ZM150 123V122H149ZM73 124V123H72ZM124 124V123H123ZM156 124H157V122H156ZM203 124H204V121H203ZM86 125H88V124H86ZM94 125V124H93ZM130 125V124H129ZM154 125V124H153ZM170 125V126H171ZM26 126V127H27ZM37 126V125H36ZM48 126V125H47ZM50 126V128H58V126H57V122L56 121H54V122H52V125H49ZM96 126V125H95ZM98 126V125H97ZM122 126H124V125H122ZM133 126V125H132ZM135 127L137 126L138 127V124L137 125H134ZM157 126V125H156ZM27 127V128H28ZM71 127V126H70ZM74 127V126H73ZM86 127V126H85ZM99 127V126H98ZM98 127H96V128H98ZM34 128H35V126H34ZM37 128H39V127H37ZM49 128V129H50ZM60 128V127H59ZM119 128H120V126H119ZM119 128H118V130H119ZM124 128H125V126H124ZM143 128V127H142ZM171 128V127H170ZM9 129V128H8ZM14 129V128H13ZM48 129V128H47ZM129 129H131V127H129L128 128V132H130L129 131ZM136 129H138V128H136ZM163 129V128H162ZM220 130L221 132H220V134L218 135V130ZM4 130H7V129H4ZM28 130V129H27ZM33 128H31L30 127V131L31 132H33ZM40 130V129H39ZM51 130V129H50ZM63 130V129H62ZM93 130H95V129H93ZM133 130V129H132ZM139 130V129H138ZM71 131H73V130H71ZM96 131V130H95ZM120 131V130H119ZM121 131H122V128H121ZM123 131H126V128H125V130H123ZM45 132V131H44ZM47 132V131H46ZM54 132V131H53ZM89 132V131H88ZM115 132H117V130L115 131ZM115 132H114V134H115ZM168 132V131H167ZM169 134H171V132L173 133V131L171 130H169ZM13 133H14V131H13ZM60 133V132H59ZM75 133V132H74ZM73 133V134H74ZM81 133V132H80ZM87 133V132H86ZM111 133V132H110ZM163 133V132H162ZM46 134V133H45ZM108 134V135H107ZM126 135L127 133L125 132V133H123L122 132V135ZM128 134H130V133H128ZM184 134V133H183ZM2 131H1V129H0V136H1V139H0V144L2 145L3 143H2V140H3V138H2ZM7 135V134H6ZM11 135V134H10ZM29 135H30V133H29ZM57 135V134H56ZM59 135V134H58ZM100 135V136H101ZM121 135V134H120ZM121 135V136H122ZM154 135H156V133L154 134ZM5 136V135H4ZM28 136V135H27ZM45 136H48V134L47 135H45ZM52 136H54L55 137V135H52ZM64 136V135H63ZM76 136V135H75ZM100 136H99V138H100ZM113 136V135H112ZM116 136V135H115ZM147 136V135H146ZM144 137V138H141V139H137L138 141L135 143V147H137V146H139V145H143V146H145L144 144H147L148 143V141H152V140H154V141H156L154 144H155V147H153L154 145H152V150H153V152H148V154L150 155V158H149V163L147 164V165H149V166H151L152 168L153 167H155V166H157V165H159L160 166V164L161 163H163V164H165V163H167V162H169V161H173L175 158H182V157H186V155H185V151L184 150H180L179 148V150H170V145H169V147H168V143L169 142H166L164 139H162V138H160L159 139V137L157 138L156 136L153 138V135H152V138H148V137ZM148 136H149V134H148ZM159 136H160V134H159ZM162 136V135H161ZM164 136H166L165 134H164ZM172 137H173V134L171 135ZM182 136H184V135H182ZM185 136V137H186ZM194 136V135H193ZM209 136V137H208ZM30 137H31V135H30ZM29 137V138H30ZM50 137V136H49ZM151 137V136H150ZM171 137V138H172ZM192 137V136H191ZM11 138V137H10ZM15 138V137H14ZM16 138H17V136H16ZM39 138V137H38ZM57 138V137H56ZM62 138V137H61ZM95 138V137H94ZM111 138V137H110ZM116 138H117V136H116ZM123 138V137H122ZM155 138H157L156 140H155ZM170 138V137H169ZM169 138H168V140H169ZM187 138V137H186ZM186 138H183L184 140H186ZM195 138H197V139H192V141H194L193 143H192V141L190 142H188L189 143V145H193L194 147H193V149L195 150V152L197 151L198 153L199 152H201L200 151V149H201V146H200V140L198 139V137H196L195 136ZM27 139V138H26ZM58 139H60V138H58ZM90 139V138H89ZM102 139V138H101ZM118 139H119V137H118ZM117 139V140H118ZM121 139V138H120ZM127 139V138H126ZM125 139V140H126ZM189 139V138H188ZM187 139V140H188ZM103 140H105V139H103ZM124 139H122V141H123ZM131 140V139H130ZM180 140H182V139H180ZM6 141V140H5ZM12 141V143L10 144L11 145V147H13V145H15L16 146V148H18V150L17 151H19L20 152V150H19V148L20 147H17V145H16V143H14V141L13 140H11ZM10 141V142H11ZM16 141V140H15ZM63 141H65V140H63ZM97 141V140H96ZM106 141V140H105ZM109 141V140H108ZM114 141H115V139H114ZM113 141V142H114ZM121 141V142H122ZM150 141V142H151ZM4 142V141H3ZM22 142V141H21ZM25 142V141H24ZM117 142V141H116ZM131 142V141H130ZM145 142H147V143H145ZM180 142H182V141H180ZM185 143H183V144H187V141H184ZM220 142V141H219ZM14 143V144H13ZM75 143V142H74ZM106 143V142H105ZM108 143V142H107ZM111 143V142H110ZM128 143V142H127ZM132 143V142H131ZM144 143V144H143ZM172 143V142H171ZM175 143H177V142H175ZM86 144V143H85ZM123 144V143H122ZM121 144V145H122ZM133 144V143H132ZM152 144V143H151ZM151 144H150V146H151ZM170 144V143H169ZM217 144V143H216ZM19 145V144H18ZM25 145V144H24ZM55 145V144H54ZM60 145V144H59ZM81 145V144H80ZM102 145V144H101ZM107 145V144H106ZM120 145V144H119ZM172 145H175L174 143H172ZM171 145V146H172ZM179 145H180V143H179ZM178 145V146H179ZM212 145V144H211ZM14 146V147H15ZM26 146V145H25ZM53 146V145H52ZM77 146V145H76ZM95 146V145H94ZM219 146V145H218ZM217 146V147H218ZM2 147V148H1ZM3 147L4 146H0V149L2 150V152L3 151H5V150H3ZM10 146H9V149L11 148ZM101 147V146H100ZM106 147V146H105ZM110 147V146H109ZM133 147V146H132ZM141 147V146H140ZM146 147V146H145ZM167 147L169 148V149H167ZM187 148H188V146H186ZM192 147V146H191ZM211 147V146H210ZM261 148L260 149V151L259 150H257L256 152H255V150H254V152H252V154L253 155H249L248 153H251V149L252 148ZM130 148V147H129ZM147 148V147H146ZM145 148V149H146ZM183 148V147H182ZM187 148H185L186 150H188ZM216 148V147H215ZM14 149V148H13ZM25 149V148H24ZM53 149V148H52ZM127 149V148H126ZM138 149V148H137ZM141 149H143V147L141 148ZM145 149H143L144 151H146ZM173 149V148H172ZM192 149V148H191ZM219 149H221V148H219ZM11 150V152H13L14 150H12V149H10ZM10 150H8L9 151V153H10ZM99 150V149H98ZM103 150V149H102ZM129 150V149H128ZM133 150V149H132ZM151 150V149H150ZM193 150V151H194ZM252 150V151H253ZM28 151V150H27ZM89 151V150H88ZM92 151V150H91ZM121 151V150H120ZM119 151V152H120ZM124 151V150H123ZM142 151V150H141ZM216 150H214V152H215ZM221 151V150H220ZM6 152V151H5ZM15 153H16V151H14ZM24 152V151H23ZM23 152H20V153H16V154H18L17 156H15V158H14V161H15V163H13L14 164V166H12V171H11V173H10V175H9V177L6 179V178H3V176L5 175V173L7 172V171H5V173H4V175L1 177L0 176V194L4 197V199H7L9 202H11V203H13V204H15L16 206H18V207H16L15 205V207L16 208H19L20 209V211L21 212H28V213H30V215L32 214V215H34L36 218L38 217V215H40V213H42V212H37V211H39V210H37V211H35V208L33 207V205H31V202L33 201V198H32V196H31V194L33 193V194H36L37 192H36V184L38 183H35L36 182V180H37V178L38 177H36V179H35V177L33 176L32 178H24V177H22L21 176V174L19 173V171H22V170H24L25 172H27V174L28 175H30L31 174V170H32V166H31V159L33 158L32 157V155L31 154H22ZM30 152V151H29ZM81 152V151H80ZM128 152V151H127ZM130 152H132V151H130ZM135 152H137V151H135ZM138 152H139V150H138ZM147 152V151H146ZM217 152V151H216ZM225 152V151H224ZM4 153V152H3ZM27 153V152H26ZM87 153H89V152H87ZM111 153V152H110ZM141 153H143V152H141ZM11 154V153H10ZM9 154V155H10ZM107 154V153H106ZM131 154H133V155H135L134 153H131ZM192 154H194V153H192ZM221 154V153H220ZM248 154V155H247ZM8 155V154H7ZM8 155V156H9ZM13 155H15V154H13ZM77 155V154H76ZM82 155V154H81ZM87 155V154H86ZM101 155H102V153H101ZM109 155V154H108ZM107 155V156H108ZM122 155H125V151H124V154H122ZM199 155V154H198ZM226 155V156H225ZM11 156V155H10ZM9 156V157H10ZM97 156V155H96ZM129 155H126V157L124 158V160L126 161V159L127 158H129L128 157ZM131 156V155H130ZM145 157H147L146 155H144ZM157 156V157H156ZM195 156H196V154H195ZM199 156H202V155H199ZM198 156V157H199ZM219 156V155H218ZM221 156V157H222ZM8 157V158H9ZM75 157V156H74ZM142 157V156H141ZM149 157V156H148ZM184 157V158H185ZM110 158V157H109ZM121 158H123V156L121 157ZM133 158V157H132ZM183 158V159H184ZM196 158H197V156H196ZM200 159H202V158H204L203 156L202 157H199ZM223 158V157H222ZM2 159V158H1ZM82 159H84V158H82ZM82 159L79 157H76V158H74V163H73V165H74V168H77V170H84L86 167H84V163L82 164ZM115 159V158H114ZM137 159V158H136ZM141 159V158H140ZM139 159V160H140ZM146 159V158H145ZM160 159H162V160H160ZM173 159V160H172ZM195 159V158H194ZM128 160H131V159H128ZM146 160H148V158L146 159ZM145 160V161H146ZM188 160V159H187ZM204 160H206V159H203V162H205V164H206V161H204ZM222 160V159H221ZM11 161H13V160H11ZM85 161H87V160H85ZM192 161V160H191ZM196 161V160H195ZM198 162H199V160H197ZM202 161V160H201ZM220 161V160H219ZM249 161H250V159H249ZM10 162V161H9ZM67 162V161H66ZM71 162V161H70ZM94 162V161H93ZM143 162V161H142ZM147 162V161H146ZM202 162V164H199V163H197V164H199L200 166H202L203 167V169H204V173L202 172V170H201V172L203 173V174H201V175H203V176H199L198 175V172H196V173H192L193 172V170L195 169V168H193V167H191V168H187L188 170H185V171H183V172H177L178 170H179V168H180V166H179V168H178V170H176V171H172V169H168V168H166V169H163L164 167H160V168H157V169H151L152 171H153V178H159V180H161V181H163L164 183H166V184H168V185H166V186H163V184L164 183H162V186H163V188L165 187V188H167V190L168 189H170V188H174V189H176L177 191L178 190H182L183 191V193H186V196H188V195H192V196H197V197H199L198 199H201L202 198V201L201 202H205L204 204H207L208 206L209 205H212L213 206V204H217L216 202L218 201V193L219 192H221V190L218 188V187H220V186H218L217 184L216 185H213V186H205V184H203L204 185V187H202V185L200 186V184H202V183H204V182H202V183H200L199 184V188H198V184H195L196 185V188H193L192 187V184L189 182V180L187 179V177L186 176H188L189 174H192L194 177H197L198 179L199 178H202V179H204V180H208L209 182L211 181V178L213 177L212 176V173L210 172V173H208L207 171H209V170H207V165H205L204 163ZM221 162V167L223 168H225V169H227L226 168V165L225 164H223L222 165V162L223 161H220ZM219 162V163H220ZM224 162V163H225ZM12 163V162H11ZM86 163V162H85ZM139 163H141V162H139ZM139 163H137L138 164V166H139ZM187 163V162H186ZM189 163V162H188ZM194 164V165H197V164ZM247 163H249V162H247ZM1 164V163H0ZM5 164V163H4ZM70 164V163H69ZM91 164V163H90ZM89 164V165H90ZM122 164V163H121ZM183 164V163H182ZM181 164V165H182ZM235 164V165H236ZM3 165V164H2ZM1 165V167L3 168V166ZM103 165V164H102ZM133 166H134V164H132ZM136 165V164H135ZM141 165V164H140ZM142 165H144V164H142ZM193 165V164H192ZM198 165V166H199ZM87 166V165H86ZM129 166V165H128ZM127 166V167H128ZM133 166L131 167V168H133ZM146 166V165H145ZM183 166V165H182ZM188 166V165H187ZM71 167V166H70ZM142 167V166H141ZM150 167V168H151ZM169 167V166H168ZM185 167V166H184ZM230 166H228V168H229ZM47 168V167H46ZM90 168V167H89ZM117 168H118V166H117ZM123 168V167H122ZM148 168V167H147ZM149 168V169H150ZM177 167H174L173 169H176ZM185 168V169H186ZM200 167H198V169H199ZM230 168H234V167H230ZM236 168H237V165H236ZM238 168H241V167H238ZM237 168V169H238ZM6 169H7V167H6ZM107 169V168H106ZM128 168H126V170H127ZM137 169V168H136ZM182 169H184V168H182ZM197 169V171H199L200 172V170H198ZM210 169V168H209ZM8 170H10V169H8ZM86 170H88L89 171V169L87 168ZM146 170V169H145ZM181 170V169H180ZM224 170V169H223ZM229 170V169H228ZM233 170V169H232ZM239 170V169H238ZM243 170V169H242ZM44 171V170H43ZM95 171V170H94ZM110 171V170H109ZM123 171H125V169L123 170ZM130 171V170H129ZM151 171V172H152ZM192 171V172H191ZM227 170H225V172H226ZM231 171V170H230ZM234 171V170H233ZM245 171V172H246ZM4 172V171H3ZM45 172L46 171H44V174H45ZM106 172V171H105ZM149 172H150V170H149ZM228 172V171H227ZM88 173V172H87ZM119 173V172H118ZM121 173H122V171H121ZM127 173V172H126ZM232 173V172H231ZM0 174H2V172L0 173ZM50 174V173H49ZM53 174V173H52ZM88 175V174H87ZM235 175V174H234ZM243 175V174H242ZM241 175V176H242ZM246 175H247V173H246ZM249 175V177H251L250 176V174H248ZM39 176V175H38ZM53 176V175H52ZM212 176V177H211ZM237 176V175H236ZM254 176V175H253ZM252 176V177H253ZM256 176V175H255ZM261 176V177H262ZM5 177V176H4ZM54 177V176H53ZM149 177H150V175H149ZM228 177V176H227ZM243 177V176H242ZM46 178V177H45ZM55 178V177H54ZM134 178V177H133ZM152 178V179H153ZM196 178V179H197ZM254 178V177H253ZM259 178V177H258ZM22 179V181L24 180H28V179H32L31 180V182L29 183V184H26V183H24V184H22L21 182H20V180ZM112 179V178H111ZM128 179V178H127ZM197 179V180H198ZM246 179V178H245ZM248 179V178H247ZM256 179H257V177H256ZM264 179V178H263ZM130 180V179H129ZM154 180V179H153ZM159 180H158V182H159ZM230 180V179H229ZM249 180H250V178H249ZM258 180V179H257ZM133 181V180H132ZM150 181V180H149ZM155 181V180H154ZM153 181V182H154ZM157 181V180H156ZM201 181H203V180H201ZM200 181V182H201ZM243 181H248V180H244L243 179ZM44 182V181H43ZM123 182V181H122ZM212 182V181H211ZM218 182V181H217ZM47 183V182H46ZM161 183V182H160ZM233 183V182H232ZM231 183V184H232ZM262 183V182H261ZM119 184V183H118ZM117 184V185H118ZM121 184V183H120ZM123 184V183H122ZM150 184V183H149ZM206 184H207V182H206ZM215 184V183H214ZM234 184V183H233ZM253 184H254V181H253ZM256 184H257V182H256ZM256 184H254V186H256ZM262 184H264V183H262ZM260 185V187H262V188H259V186H258V190H257V192L255 193L254 191V194H256L255 196L257 197V199H258V204L257 205H255L256 206V209H259V210H262L263 212H264V187H263V185ZM125 185V184H124ZM156 185V184H155ZM223 185V184H222ZM225 185H227V184H225ZM41 186V185H40ZM127 186V185H126ZM161 186V185H160ZM193 186H194V184H193ZM227 186H230V185H227ZM234 186V185H233ZM253 186V185H252ZM43 187V186H42ZM41 187V188H42ZM158 187V186H157ZM201 187V188H200ZM249 187V186H248ZM40 188V187H39ZM48 188V187H47ZM51 188V187H50ZM161 188V187H160ZM159 188V189H160ZM164 188V189H165ZM172 188V189H173ZM228 188V187H227ZM231 188V187H230ZM42 189H46V187L44 188H42ZM41 189V190H42ZM70 189H72V188H70ZM148 189H150V188H148ZM156 189V188H155ZM246 189V188H245ZM40 190V193L38 194H36L37 196H39V198L41 199V201L43 200L44 201V199L45 198H47V197H49V192H50V190L49 189H46V190H48V191H45V190H42L41 191ZM228 190V189H227ZM230 190V189H229ZM233 191H234V189H232ZM243 190V189H242ZM241 190V191H242ZM153 191V190H152ZM156 191V190H155ZM163 191V190H162ZM165 191V190H164ZM169 191V190H168ZM173 191V190H172ZM175 191V190H174ZM173 191V192H174ZM181 191V192H182ZM219 191V192H218ZM240 191V190H239ZM240 191V192H241ZM250 191V190H249ZM42 192H47L46 194H47V197H46V194H42ZM157 192V191H156ZM159 192V191H158ZM244 192V191H243ZM252 192V193H253ZM170 193V192H169ZM175 193H176V191H175ZM222 193V192H221ZM226 193V192H225ZM244 193H246V192H244ZM248 193V192H247ZM246 193V194H247ZM251 193V195H253ZM32 194V195H33ZM144 194V193H143ZM151 194V193H150ZM153 194H154V192H153ZM160 194V193H159ZM167 194H168V192H167ZM188 194V195H187ZM194 194V195H193ZM227 194V196H228V193H226ZM236 194H238V193H236ZM242 194V193H241ZM245 194V195H246ZM142 195V194H141ZM156 195H157V193H156ZM181 195V194H180ZM222 195V194H221ZM220 195V196H221ZM249 195V194H248ZM2 196H1V199H3L2 198ZM139 196V195H138ZM137 196V197H138ZM149 196V195H148ZM148 196L146 197L147 199H148ZM151 196V195H150ZM149 196V197H150ZM154 196H155V194H154ZM181 196H184V195H181ZM190 197V198H194V197ZM236 196V195H235ZM34 197V196H33ZM141 197V196H140ZM139 197V198H140ZM163 195H162V199H163ZM170 197V196H169ZM223 197V196H222ZM234 197V196H233ZM151 198V197H150ZM152 198H153V196H152ZM156 198V197H155ZM160 198H161V196H160ZM227 198H230V197H227ZM251 198V197H250ZM255 198V197H254ZM34 199H36V198H34ZM147 199H145V200H147ZM181 199V198H180ZM186 199V198H185ZM47 200V199H46ZM150 200V199H149ZM166 200V199H165ZM169 200V199H168ZM188 200H190V199H188ZM220 200H223V199H220ZM225 200V199H224ZM223 200V201H224ZM230 200V199H229ZM234 200V199H233ZM232 200V201H233ZM252 200V199H251ZM254 200V199H253ZM5 201V200H4ZM163 201H164V199H163ZM167 201V200H166ZM172 201V200H171ZM231 201V202H232ZM235 201V200H234ZM35 202V201H34ZM44 202H46V203H48L47 201H44ZM43 202V203H44ZM165 202V201H164ZM170 202V201H169ZM175 202V201H174ZM179 202V201H178ZM190 202V201H189ZM196 202V201H195ZM201 202H200V204H201ZM226 202V201H225ZM253 202V201H252ZM45 203V204H46ZM150 203H154V201H151ZM156 204H158V203H161V202H155ZM185 203V202H184ZM188 203V202H187ZM224 203V202H223ZM254 203H255V200H254ZM167 204H168V202H167ZM232 204H234V203H232ZM231 203H230V205H232ZM256 204V203H255ZM151 205V204H150ZM155 205V204H154ZM159 205H161V204H159ZM169 205V204H168ZM171 205V204H170ZM197 205V204H196ZM225 205V204H224ZM234 205H236V204H234ZM240 205V204H239ZM13 206V205H12ZM162 206L163 207H165L164 206V204H162ZM162 206H160V207H162ZM172 206V205H171ZM190 206V205H189ZM200 206V205H199ZM204 206V205H203ZM155 207V206H154ZM153 207V208H154ZM168 207V206H167ZM170 207V206H169ZM221 207V206H220ZM233 207V206H232ZM157 208V207H156ZM156 208H154V209H156ZM172 208V207H171ZM171 208H169V209H171ZM197 208V207H196ZM199 208V207H198ZM202 208V207H201ZM210 208V207H209ZM216 208V207H215ZM18 209V210H19ZM160 209V208H159ZM168 209V210H169ZM173 209V208H172ZM227 209V208H226ZM235 209V208H234ZM242 209V208H241ZM179 210V209H178ZM181 210V209H180ZM198 210V209H197ZM239 210V209H238ZM251 210V209H250ZM249 210V211H250ZM170 211V210H169ZM172 211V210H171ZM175 211V210H174ZM208 211H210V210H208ZM222 211V210H221ZM257 211V210H256ZM179 212V211H178ZM181 212V211H180ZM227 212V211H226ZM234 212V211H233ZM19 213V212H18ZM173 213H176V212H173ZM225 213V212H224ZM230 213V212H229ZM235 213V212H234ZM240 213V212H239ZM250 213V212H249ZM45 214L46 213H44L43 215H41L39 218V220H41L40 222L42 223V224H44V223H50V221H48V220H51V221H53L54 222V224H55V229H57V230H60L61 228L63 229V227H64V225H63V223L61 224V222H66L65 220L64 221H61L60 220V224L58 223V219H60V218H57V219H55L54 217V215H52L53 216V220L52 219H48L51 215H49V217H48V215H47V217L45 216ZM178 214V213H177ZM200 214V213H199ZM216 214V213H215ZM18 215H20V214H18ZM182 215V214H181ZM220 215H222V214H220ZM230 215V214H229ZM240 215V214H239ZM244 215V214H243ZM243 215H242V217H243ZM57 216V215H56ZM59 216H61V215H59ZM81 216V215H80ZM88 216V215H87ZM86 215H82L81 216V218L79 219V217H78V219H77V217L76 216H73L74 218L73 219H75V221H73V224H75L76 225V228L78 227L79 229H81L82 230V233L83 234H87L86 236H91V230H92V227H91V225H92V223H93V221H90L89 219H88V217H87ZM109 216H110V214H109ZM112 216V215H111ZM110 216V217H111ZM214 216V215H213ZM218 216V215H217ZM236 216V215H235ZM238 216V215H237ZM236 216V218H237V222L239 223V225L241 226L242 224H244V223H241L240 224V220H239V216L237 217ZM249 216V215H248ZM247 216V217H248ZM263 216V215H262ZM18 217V216H17ZM21 216H19V219H21L20 218ZM113 217V216H112ZM221 217V216H220ZM224 217V219H225V221L229 224V222L231 221L228 217V215H224L223 216ZM250 217V216H249ZM16 218V217H15ZM92 218V220H93V217H91ZM108 218V217H107ZM114 218V217H113ZM179 218H181V217H179ZM244 218H245V216H244ZM253 218V217H252ZM38 219V218H37ZM72 219V218H71ZM116 219V218H115ZM119 219V218H118ZM207 219V218H206ZM241 219V218H240ZM249 219V218H248ZM254 219V218H253ZM22 220V219H21ZM20 220V221H21ZM108 220V219H107ZM161 220V219H160ZM259 220V219H258ZM110 221V220H109ZM109 221H107L108 223H109ZM173 221H174V219H173ZM173 221H171L172 222V224H173ZM181 221V220H180ZM209 221V220H208ZM243 221V220H242ZM241 221V222H242ZM248 221V220H247ZM261 221V220H260ZM75 222V223H74ZM95 222V221H94ZM111 222H112V225H111ZM111 222H110V227H111V229L113 230L112 232L110 231V232H108V230H107V234L109 233H111L110 235H107L106 233V239H105V243L103 242V244H105V246H106V243L108 244V246H107V248H106V251H109L110 253L112 252L113 254H114V256H115V258H117V257H120V258H117V260L119 259V260H121L122 261V263H120V264H123L124 262H126L125 264H129V262H131V264H132V260L130 261L129 259H133V257H131L132 256V254H133V251L135 252V251H139V250H135L134 248L135 247H133L132 245H130L127 241H124V238H122V232L124 233V230H125V227L124 226H121V225H118L117 223L119 222V221H117L116 220V222L117 223H114L113 222V219L111 218ZM169 222V221H168ZM210 222V221H209ZM250 222V221H249ZM251 222H253V221H251ZM256 222H257V220H256ZM256 222L254 223L253 222V224H256ZM259 222V221H258ZM21 223H22V221H21ZM52 223V222H51ZM68 223V221L66 222V224ZM186 223V222H185ZM246 223V222H245ZM248 223V222H247ZM246 223V224H247ZM19 224V223H18ZM53 224V225H54ZM71 224H72V222H71ZM72 224V227H74L75 225H73ZM95 224H97V222L95 223ZM120 224V223H119ZM171 224V225H172ZM181 224V223H180ZM211 224H212V222H211ZM234 224V223H233ZM258 224V223H257ZM63 225V227H61V226ZM99 225V224H98ZM173 225H175V224H173ZM185 225V224H184ZM259 225V224H258ZM263 225V224H262ZM22 226V225H21ZM45 226V225H44ZM46 226H47V224H46ZM61 228H60V227ZM101 226V225H100ZM181 226V225H180ZM246 226V225H245ZM249 226V225H248ZM257 226V225H256ZM261 226V225H260ZM67 226H65V228H66ZM98 227V229H99V226H97ZM107 227V226H106ZM121 227H122V229H121ZM127 227V226H126ZM175 227V226H174ZM215 226H213V228H214ZM218 227V226H217ZM244 227V226H243ZM254 227V226H253ZM71 228V227H70ZM128 228V227H127ZM176 228H177V226H176ZM24 229V228H23ZM61 229V230H62ZM105 229V228H104ZM110 229V228H109ZM110 229V230H111ZM223 229V228H222ZM261 229H262V231H261V234L263 235V237H264V225L263 226H261ZM57 230H55V234H57ZM100 230H103V229H100ZM123 230V231H122ZM127 230V229H126ZM207 230V229H206ZM218 230V229H217ZM251 230V229H250ZM84 231V232H83ZM90 231V232H89ZM96 231V230H95ZM105 231V230H104ZM103 231V232H104ZM174 231H176L175 229H174ZM223 231V230H222ZM224 231H225V229H224ZM231 231V230H230ZM235 231V230H234ZM259 231V230H258ZM259 231V232H260ZM99 232V231H98ZM101 232V231H100ZM199 232V231H198ZM219 232V231H218ZM244 232V231H243ZM252 232V231H251ZM254 232H256V231H254ZM66 233V232H65ZM88 233H89V235H88ZM173 233H175V232H173ZM244 233H246V232H244ZM258 233V232H257ZM82 234V235H83ZM103 233L101 232V234L100 235H102ZM202 234V233H201ZM205 234V233H204ZM212 234V233H211ZM249 234V233H248ZM104 235L102 236V237H104ZM177 235V234H176ZM181 235V234H180ZM221 235H223L222 236V239H224V241L231 247V249H232V251H234V253H236L237 252V250H239V248L237 247V245H236V240H237V233H228V232H224L223 234L221 233ZM261 235V236H262ZM193 236V235H192ZM85 237V236H84ZM92 238L93 237H95L94 235H92L91 236ZM100 237V236H99ZM174 237V236H173ZM177 237V236H176ZM210 237V236H209ZM246 237H248V244H249V250L251 251V253L253 252V250H254V254H256L255 256H256V260H257V263L256 264H264V256H262V255H264V248H262V247H260V246H258L256 243H255V241H253V239H251L249 236H246ZM96 238H98V236L96 237ZM96 238H94V239H96ZM211 238V237H210ZM169 239H172L171 237L169 238ZM177 239V238H176ZM212 239V238H211ZM214 239V238H213ZM101 240V239H100ZM174 240H175V237H174ZM210 240V239H209ZM208 240V241H209ZM61 241H62V239H61ZM98 241V239H96L95 240V242H97ZM104 241V240H103ZM106 241H108V242H106ZM212 241V240H211ZM63 242V241H62ZM167 242V241H166ZM170 242H172V241H170ZM170 242L168 243V244H170ZM263 242V241H262ZM101 242H99L98 244L101 246L102 245V248H103V244L101 243ZM159 243V242H158ZM175 243V242H174ZM200 243V242H199ZM63 244H65V243H63ZM156 244V243H155ZM166 244V243H165ZM172 244V243H171ZM177 245H178V243H176ZM215 244V243H214ZM219 244V243H218ZM264 244V243H263ZM161 244H159V246H160ZM177 245H175V246H177ZM179 245H180V242H179ZM54 246V245H53ZM89 246V245H88ZM105 246H104V248L102 249V250H105ZM135 246H136V244H135ZM165 245H163V247H164ZM172 246V245H171ZM170 246V247H171ZM206 246V245H205ZM239 246V245H238ZM61 247V246H60ZM59 247V248H60ZM162 247V248H163ZM166 247H168V246H166ZM170 247H169V251H172V250H170ZM57 248V247H56ZM58 248V249H59ZM64 248V247H63ZM68 248V247H67ZM70 248V247H69ZM87 248V247H86ZM109 248V249H108ZM142 248H143V246H142ZM142 248H140L141 250H142ZM157 248L159 249V248H161V247H158L157 246ZM161 248V249H162ZM165 248V247H164ZM174 248V247H173ZM177 248H180L179 246L177 247ZM177 248H176V250H177ZM183 248V247H182ZM241 248V247H240ZM66 249V247L64 248V250ZM139 249V248H138ZM155 249V248H154ZM67 250V249H66ZM65 250V251H66ZM146 250V249H145ZM148 250H149V248H148ZM152 250V249H151ZM163 250V249H162ZM161 250V251H162ZM178 250H180V249H178ZM213 250V249H212ZM241 250V249H240ZM155 251H158V250H155ZM173 251H175V248H174V250ZM181 251V253H182V250H180ZM179 251V252H180ZM208 251V250H207ZM69 253L70 252V250H67L66 251V253ZM142 252H144V250L142 251ZM142 252H140L139 251V253H135V256L136 255H142V254H144V253H142ZM152 252V251H151ZM167 252V251H166ZM184 252V251H183ZM185 252H187V251H185ZM199 252V251H198ZM68 253L66 254L67 256L66 257H68ZM70 253H72L73 254V252H70ZM69 253V254H70ZM104 253V252H103ZM112 253H111V255H112ZM132 253V254H131ZM148 253V252H147ZM152 253H154V251L152 252ZM157 252H155L154 254H156ZM169 253H171V252H169ZM222 253V252H221ZM232 253V252H231ZM240 253V252H239ZM242 253V252H241ZM130 254H131V256H130ZM146 254V253H145ZM149 254V253H148ZM153 254V255H154ZM161 254V253H160ZM166 254H168V252L166 253ZM165 253H164V255H166ZM177 254V253H176ZM179 254V253H178ZM186 254V253H185ZM205 254V253H204ZM225 254V253H224ZM233 254V253H232ZM60 255V254H59ZM134 255V254H133ZM157 256H158V254H156ZM169 255V254H168ZM175 255V254H174ZM180 256H181V254H179ZM178 255V256H179ZM217 255V254H216ZM65 256V255H64ZM72 255L70 254V256L69 257H71ZM117 256V257H116ZM144 256V255H143ZM151 256V255H150ZM149 255L147 256V254L145 255V257H144V260H145V258L146 257H148V259L147 260H149V259H151V258H149L150 257ZM156 256V257H157ZM178 256L176 257V258H178ZM207 256H208V254H207ZM206 256V257H207ZM218 256V255H217ZM220 256V255H219ZM228 256V255H227ZM239 256H240V254H239ZM78 257V256H77ZM94 257V256H93ZM96 257V256H95ZM113 257V256H112ZM142 257V256H141ZM152 257V256H151ZM170 256H168V258H169ZM173 256H171L170 258H172ZM229 257V256H228ZM253 257V256H252ZM72 258V257H71ZM137 258H139L140 260H142L143 261V257L142 258H140V256L138 257L137 256ZM137 258L135 257V259H133L134 261H136L137 260ZM155 258V257H154ZM154 258H153V260H154ZM163 258V257H162ZM165 258H166V256H165ZM174 258V257H173ZM175 258V259H176ZM191 258V257H190ZM194 258V257H193ZM196 258V257H195ZM209 258V257H208ZM212 258H213V256H212ZM220 258V257H219ZM245 258V257H244ZM243 258V259H244ZM66 258H64V260H65ZM72 259H74V257L72 258ZM71 259V260H72ZM112 259V258H111ZM123 259V260H122ZM138 259V260H139ZM157 259V258H156ZM159 259V258H158ZM180 259H181V257H180ZM224 259V258H223ZM69 260V259H68ZM77 260L78 259H76V261H74V262H77ZM92 260H94V259H92ZM138 260H137V262H138ZM165 260V259H164ZM164 260H160V263L162 264V262L161 261H164ZM178 261H179V259H177ZM217 260V259H216ZM230 261H232L231 259H229ZM242 260V259H241ZM240 260V261H241ZM99 261V260H98ZM103 261V260H102ZM127 261H129V262H127ZM141 261V262H142ZM150 261H152V260H150ZM157 261V264H158V260H156ZM168 261V260H167ZM171 260H169V262H170ZM175 261V260H174ZM181 261V260H180ZM195 261H196V259H195ZM203 261V260H202ZM212 261H214V260H212ZM243 261V260H242ZM241 261V262H242ZM254 261V260H253ZM68 262V261H67ZM67 262H65V263H67ZM80 262V261H79ZM92 262H94V261H92ZM137 262H133L134 264L136 263V264H140L139 262L137 263ZM145 262H146V260H145ZM144 261H143V263L144 264H146ZM153 262H155V260L153 261ZM165 262V261H164ZM177 262V261H176ZM197 262V261H196ZM218 262V261H217ZM226 262V261H225ZM237 262V261H236ZM246 262V261H245ZM256 262V261H255ZM78 263V262H77ZM103 263V262H102ZM101 262L99 263V264H102ZM117 263V262H116ZM180 263V262H179ZM206 264L207 263H209V262H205ZM222 263V262H221ZM227 263V262H226ZM229 263V262H228ZM238 263V262H237ZM247 263V262H246ZM62 264V263H61ZM80 264V263H79ZM94 264H95V262H94ZM104 264H107V263H105L104 262ZM110 264V263H109ZM148 264V263H147ZM154 264V263H153ZM156 264V263H155ZM166 264V263H165ZM171 264V263H170ZM172 264H173V262H172ZM178 264V263H177ZM181 264V263H180ZM186 264V263H185ZM223 264V263H222ZM242 264V263H241ZM248 264V263H247Z\"/></svg>",
	"mask_w": 264,
	"mask_h": 264
},
{
	"label": "built area",
	"instance_id": "built-area-1",
	"mask_svg": "<svg viewBox=\"0 0 264 264\" xmlns=\"http://www.w3.org/2000/svg\"><path fill=\"white\" fill-rule=\"evenodd\" d=\"M195 132L196 136L200 140V145L204 150V158L207 161V164L211 170V173L215 179H220L223 175V170L222 167L219 164V161L217 160L215 156V152L208 146V138L206 136V130L205 126L202 121H199L195 125ZM234 223V229L237 233V242L239 243L241 249L243 250V253L247 257V259H251L252 253L249 250V244H248V239L244 232L242 231L240 225L238 222L233 220Z\"/></svg>",
	"mask_w": 264,
	"mask_h": 264
}]
</instances>
